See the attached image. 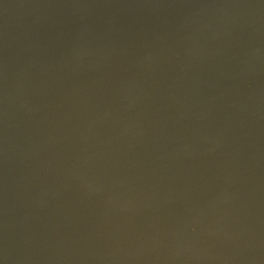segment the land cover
Masks as SVG:
<instances>
[{
  "label": "water",
  "instance_id": "95a60500",
  "mask_svg": "<svg viewBox=\"0 0 264 264\" xmlns=\"http://www.w3.org/2000/svg\"><path fill=\"white\" fill-rule=\"evenodd\" d=\"M196 1L0 2V264H264V0Z\"/></svg>",
  "mask_w": 264,
  "mask_h": 264
},
{
  "label": "bare ground",
  "instance_id": "6f19581e",
  "mask_svg": "<svg viewBox=\"0 0 264 264\" xmlns=\"http://www.w3.org/2000/svg\"><path fill=\"white\" fill-rule=\"evenodd\" d=\"M181 9L184 15L189 19H192L198 15V4L196 0H182ZM200 14V16H203L201 21V26H203L205 23H208V11H206L204 8L202 11H200Z\"/></svg>",
  "mask_w": 264,
  "mask_h": 264
},
{
  "label": "rangeland",
  "instance_id": "374dc122",
  "mask_svg": "<svg viewBox=\"0 0 264 264\" xmlns=\"http://www.w3.org/2000/svg\"><path fill=\"white\" fill-rule=\"evenodd\" d=\"M3 0H0V2H2ZM0 15H2V13H0ZM5 19V15H4V13H3V17H2V19L0 20V22L1 21H3ZM0 25H2V23H0Z\"/></svg>",
  "mask_w": 264,
  "mask_h": 264
}]
</instances>
